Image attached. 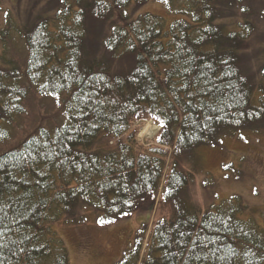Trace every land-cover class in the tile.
Returning <instances> with one entry per match:
<instances>
[{
    "label": "trees",
    "instance_id": "trees-1",
    "mask_svg": "<svg viewBox=\"0 0 264 264\" xmlns=\"http://www.w3.org/2000/svg\"><path fill=\"white\" fill-rule=\"evenodd\" d=\"M148 1L58 0L52 17L11 24L0 119L13 127L33 97L54 114L0 151V264H71L54 227L63 214L90 209L109 226L158 193L172 213L142 224L113 264H264V223L244 216L242 196L208 211L182 202L187 155L264 122V65L248 63L263 17L225 18L230 0H156L183 16L169 23L137 13ZM148 119L162 128L145 146L136 123ZM10 137L1 127V148Z\"/></svg>",
    "mask_w": 264,
    "mask_h": 264
},
{
    "label": "rangeland",
    "instance_id": "rangeland-1",
    "mask_svg": "<svg viewBox=\"0 0 264 264\" xmlns=\"http://www.w3.org/2000/svg\"><path fill=\"white\" fill-rule=\"evenodd\" d=\"M60 7L58 0H0V54L3 43L11 37V24L23 25L41 17H52ZM225 18H236L237 22L248 20L257 25L249 14L252 12L262 18L255 28L264 34V0H230L221 6ZM245 10L247 17H243ZM132 12V8H128ZM151 12L164 17L169 23L181 14L169 11L164 3L149 0L137 8V13ZM244 13V15H245ZM254 22V23H253ZM96 31L107 32L108 23L98 24ZM12 37L17 39L15 33ZM264 38V35L263 37ZM99 49L100 43L96 42ZM260 46L264 43L258 38L252 40L249 68L259 71L264 65V55L260 56ZM250 48L247 49L249 51ZM26 112L15 119L14 126L5 127L0 119V128H6L11 137L0 147V151L10 149L13 144L29 137L39 126L46 123L48 114L52 119L49 102L39 105L38 98H31ZM255 103H258L255 97ZM153 121V120H150ZM154 133L139 137L145 146L153 142L160 125L157 122ZM140 132L148 125V120L136 123ZM182 167L191 171V180L182 195V202L191 209L211 210L212 207L232 195H240L246 202L244 216L257 223H264V122L245 128L228 130L213 143L196 149L187 155ZM171 201H160V193L153 201H143L137 212L122 217L118 222L102 226L98 215L90 209L79 208L65 213L54 225L58 236L67 247L71 264H113L120 260L125 251L135 241L137 230L146 223L150 228L154 219L169 217L173 211Z\"/></svg>",
    "mask_w": 264,
    "mask_h": 264
},
{
    "label": "bare ground",
    "instance_id": "bare-ground-1",
    "mask_svg": "<svg viewBox=\"0 0 264 264\" xmlns=\"http://www.w3.org/2000/svg\"><path fill=\"white\" fill-rule=\"evenodd\" d=\"M142 5H144V3H142L141 5H138V8H141ZM95 30H96L95 27H93L92 32H93L94 36H96ZM102 34H106L105 30H103ZM259 52L261 54L260 56L264 55V50H261ZM156 129H157L156 124L153 121H150V119H148V125H146L141 132H140V130H138V132H137L138 141L143 144V142L139 140V137L143 138V136H145L146 133H154ZM200 147H202V146H200ZM200 147H198V148H200ZM198 148H196V149H198ZM202 211H204V210H202Z\"/></svg>",
    "mask_w": 264,
    "mask_h": 264
}]
</instances>
